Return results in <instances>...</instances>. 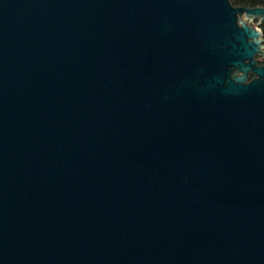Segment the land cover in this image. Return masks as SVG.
Returning <instances> with one entry per match:
<instances>
[{
    "label": "water",
    "instance_id": "95a60500",
    "mask_svg": "<svg viewBox=\"0 0 264 264\" xmlns=\"http://www.w3.org/2000/svg\"><path fill=\"white\" fill-rule=\"evenodd\" d=\"M240 15L264 7L0 0V264H264V38Z\"/></svg>",
    "mask_w": 264,
    "mask_h": 264
},
{
    "label": "trees",
    "instance_id": "16d2710c",
    "mask_svg": "<svg viewBox=\"0 0 264 264\" xmlns=\"http://www.w3.org/2000/svg\"><path fill=\"white\" fill-rule=\"evenodd\" d=\"M231 2V1H230ZM238 5L241 7H257L261 6L264 7V0H238ZM233 5V4H232ZM234 6V5H233ZM259 64H264V61H257ZM253 76L250 75L249 79H251Z\"/></svg>",
    "mask_w": 264,
    "mask_h": 264
},
{
    "label": "rangeland",
    "instance_id": "374dc122",
    "mask_svg": "<svg viewBox=\"0 0 264 264\" xmlns=\"http://www.w3.org/2000/svg\"><path fill=\"white\" fill-rule=\"evenodd\" d=\"M231 1V3L234 5V6H240V5H238V0H230ZM240 17H241V19L242 20H244L245 22H246V24L247 25H250V26H252V27H255V28H258V29H260V27H259V25H258V20H253V21H249V20H246L243 16H241L240 15ZM257 59V61H264V58H262V57H257L256 58Z\"/></svg>",
    "mask_w": 264,
    "mask_h": 264
},
{
    "label": "flooded vegetation",
    "instance_id": "af4514ba",
    "mask_svg": "<svg viewBox=\"0 0 264 264\" xmlns=\"http://www.w3.org/2000/svg\"><path fill=\"white\" fill-rule=\"evenodd\" d=\"M261 33H262V37L264 38V22H259L258 23ZM257 58V57H256ZM257 60V59H256ZM259 64V63H258Z\"/></svg>",
    "mask_w": 264,
    "mask_h": 264
}]
</instances>
